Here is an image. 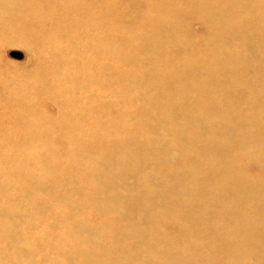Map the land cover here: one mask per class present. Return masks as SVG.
<instances>
[{
    "label": "rangeland",
    "instance_id": "obj_1",
    "mask_svg": "<svg viewBox=\"0 0 264 264\" xmlns=\"http://www.w3.org/2000/svg\"><path fill=\"white\" fill-rule=\"evenodd\" d=\"M0 264H264V0H0Z\"/></svg>",
    "mask_w": 264,
    "mask_h": 264
},
{
    "label": "water",
    "instance_id": "obj_2",
    "mask_svg": "<svg viewBox=\"0 0 264 264\" xmlns=\"http://www.w3.org/2000/svg\"><path fill=\"white\" fill-rule=\"evenodd\" d=\"M10 56L13 58V59H16V60H22L23 59V54L21 52H18V51H13L10 53Z\"/></svg>",
    "mask_w": 264,
    "mask_h": 264
}]
</instances>
